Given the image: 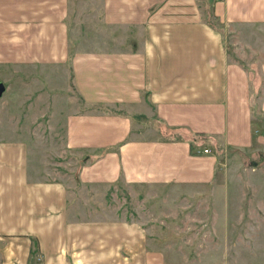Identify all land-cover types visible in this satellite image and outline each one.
Listing matches in <instances>:
<instances>
[{"label":"crops","instance_id":"1","mask_svg":"<svg viewBox=\"0 0 264 264\" xmlns=\"http://www.w3.org/2000/svg\"><path fill=\"white\" fill-rule=\"evenodd\" d=\"M68 4L0 0V69L10 76L6 88L24 93L16 110L27 119L34 108L30 95L41 85L35 89L42 94L40 107L54 111L50 115L62 123L64 145L78 164L74 178L39 180L35 156L24 143L32 138L16 130L13 139H0V234L34 236L44 253L49 251L41 231L50 229L57 238L52 252L61 264H264L167 261L160 250L142 243L141 231L130 235L122 225L120 239L106 235L119 244L66 246L57 232L68 236L72 227L66 221L69 182L206 187L220 171L216 150L251 146L254 119L264 117V63L244 67L229 48L236 30L264 24V0H211L223 38L205 21V5L197 0H100L94 19L113 29L103 43L108 48L74 46L71 53ZM78 44L93 45L87 39ZM37 68L41 75L36 76ZM55 72L66 77L62 86L52 85ZM253 93L259 94L255 116ZM56 95L50 105L47 100ZM180 130L199 135V144L175 139ZM158 131L164 136L151 137ZM14 251L26 260L24 247L5 248Z\"/></svg>","mask_w":264,"mask_h":264},{"label":"rangeland","instance_id":"2","mask_svg":"<svg viewBox=\"0 0 264 264\" xmlns=\"http://www.w3.org/2000/svg\"><path fill=\"white\" fill-rule=\"evenodd\" d=\"M197 1L208 6L205 0ZM99 2L69 0L67 25L68 38L72 42L70 52L74 46L87 51L97 47L108 48L103 43L113 29L106 28L99 18L94 19ZM235 32L230 37L232 49H229L239 63L244 67L251 64L258 67L264 63V24L254 29L239 28ZM116 33L120 35L119 30ZM86 39L93 45L78 44ZM226 42H229L228 37ZM5 71L0 69V81L6 89L0 98V139L6 140L10 136L13 139L16 130L22 136L32 138L27 142L24 140V143L28 144L27 151L35 156L33 162L37 167V179L46 180L48 177L58 181L59 178H74L78 164L64 145L62 123H55L50 115L54 112L51 108L47 111L45 107H40L42 94L35 89L41 85L33 88L30 100L34 108L28 109L30 116L26 119L23 115L19 116L20 111L16 110L18 105L24 104V93L6 88L10 76H6ZM34 71L36 76L43 72L40 68ZM55 73L59 76L54 78L52 85L57 87L59 83L62 86L65 76ZM37 79L39 82L44 80L41 77ZM73 91L71 89L69 94L74 95ZM257 96L251 102L254 116V109L258 107ZM52 98L50 96L47 100L50 105L57 102V95L54 100ZM44 113H47L45 118L42 117ZM258 117L261 119H254V140L249 148L222 149L223 153L216 150L220 171L213 183L206 187H131L123 184L75 187L69 182L66 189L69 199L66 221L74 229L70 228L68 236L59 229L60 241L66 246L86 245V242L91 245L115 244L114 240L119 244L116 238L120 239L122 225L129 229L130 235H136L130 232L141 231L144 234L142 243L160 250L167 261L264 262V138L258 134L259 131L264 134V117L261 114ZM20 120L21 123L16 124ZM149 132L156 131L151 129ZM157 136L164 134L158 131V134L151 135L153 138ZM252 162L254 165H251ZM51 232L50 229L41 231L43 247L49 251L44 253L40 252L37 244H33L34 236L0 234V264H61L56 259L57 254L52 252L57 238ZM115 233L116 238L106 240V235ZM12 245L24 247L26 260L19 251L5 252L6 246ZM48 255L51 257L49 260Z\"/></svg>","mask_w":264,"mask_h":264},{"label":"trees","instance_id":"3","mask_svg":"<svg viewBox=\"0 0 264 264\" xmlns=\"http://www.w3.org/2000/svg\"><path fill=\"white\" fill-rule=\"evenodd\" d=\"M205 2H206V4L208 5V6H205V21L208 23V25L211 27V28H213L214 30H216V31H218L219 33H220V36H221V38H223V28L221 27V26H219L218 25V23H217V21L216 20H212V12H211V1L209 2L208 0H205ZM209 3V4H208ZM209 5H210V7H209ZM71 53V52H70ZM69 60H70V58L68 59V62H69ZM254 96H257V94H254V95H252V98L254 97ZM97 109H99V110H102V111H107V112H109L111 109L110 108H108V107H105V106H98V107H96ZM253 108V107H252ZM200 137L199 135H196V134H191V133H189V132H186V131H178L177 132V134H176V136H175V139H177V138H183V139H185V140H187V141H189L190 142V144H191V142H193V144H199L198 142V140L197 139H195V137ZM190 152L192 153V154H195V153H197V152H195L194 151V148H192L191 149V147H190ZM32 242H33V244H36V240L33 238L32 239Z\"/></svg>","mask_w":264,"mask_h":264},{"label":"water","instance_id":"4","mask_svg":"<svg viewBox=\"0 0 264 264\" xmlns=\"http://www.w3.org/2000/svg\"><path fill=\"white\" fill-rule=\"evenodd\" d=\"M5 92V85L0 81V98L2 97V94ZM251 165H254V162H252Z\"/></svg>","mask_w":264,"mask_h":264},{"label":"built area","instance_id":"5","mask_svg":"<svg viewBox=\"0 0 264 264\" xmlns=\"http://www.w3.org/2000/svg\"><path fill=\"white\" fill-rule=\"evenodd\" d=\"M202 153L207 154V153H209V150L204 149V150H202Z\"/></svg>","mask_w":264,"mask_h":264}]
</instances>
